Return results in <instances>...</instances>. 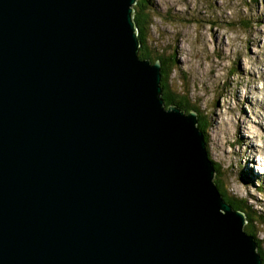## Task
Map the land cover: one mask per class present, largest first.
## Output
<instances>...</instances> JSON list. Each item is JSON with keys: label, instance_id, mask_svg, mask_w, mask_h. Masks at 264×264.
<instances>
[{"label": "water", "instance_id": "1", "mask_svg": "<svg viewBox=\"0 0 264 264\" xmlns=\"http://www.w3.org/2000/svg\"><path fill=\"white\" fill-rule=\"evenodd\" d=\"M137 1L0 0V264H263Z\"/></svg>", "mask_w": 264, "mask_h": 264}, {"label": "rangeland", "instance_id": "2", "mask_svg": "<svg viewBox=\"0 0 264 264\" xmlns=\"http://www.w3.org/2000/svg\"><path fill=\"white\" fill-rule=\"evenodd\" d=\"M147 1L149 46L173 58L172 89L206 118L215 181L254 212L264 254V0Z\"/></svg>", "mask_w": 264, "mask_h": 264}, {"label": "trees", "instance_id": "3", "mask_svg": "<svg viewBox=\"0 0 264 264\" xmlns=\"http://www.w3.org/2000/svg\"><path fill=\"white\" fill-rule=\"evenodd\" d=\"M150 9L151 7L149 6V2L147 0H138L137 3L134 5V20L137 25L138 37L141 39V47H140L139 55L142 59H149L153 63L156 61L161 62V73H162L161 86L163 87L162 96L165 101L166 108L169 107L170 105H176L186 113H189L192 110L195 111L199 119L197 126L203 131L205 135V139L208 144V136L206 135L207 133L206 118L203 115H201L199 113V109L191 103L188 95L176 93L172 89V73L174 71L173 58L167 56V54H165V51L163 49L156 50L150 48L149 46V41L151 36L150 34L154 23ZM153 53L157 55L154 56ZM214 164H215L216 173L218 174L219 164L215 162ZM244 180L246 181L247 179L245 178ZM217 181L218 182L215 181L217 187L221 192L222 196L227 200V202L231 204L235 210L241 211L245 214L247 221L245 225V230L249 234L255 237V239L258 242V251L261 253L260 240L257 239L256 233L251 226L253 222L256 220L254 212L250 210L247 203L245 206L246 208L244 207L243 202L245 201H243V199L235 200L232 197L227 196L223 184L219 180ZM246 227L248 229H246ZM261 257L263 259V264H264V254L261 253Z\"/></svg>", "mask_w": 264, "mask_h": 264}, {"label": "bare ground", "instance_id": "4", "mask_svg": "<svg viewBox=\"0 0 264 264\" xmlns=\"http://www.w3.org/2000/svg\"><path fill=\"white\" fill-rule=\"evenodd\" d=\"M225 200H226V199H225ZM226 201H227V200H226ZM222 212L225 213V211H224L223 209H222ZM248 225H250V224H248ZM246 229H248V228L246 227Z\"/></svg>", "mask_w": 264, "mask_h": 264}]
</instances>
